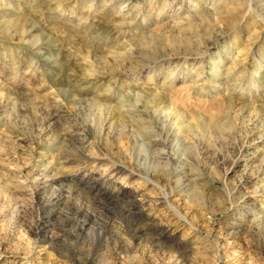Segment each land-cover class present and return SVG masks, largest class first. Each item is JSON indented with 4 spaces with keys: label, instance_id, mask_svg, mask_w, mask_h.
<instances>
[{
    "label": "rangeland",
    "instance_id": "1",
    "mask_svg": "<svg viewBox=\"0 0 264 264\" xmlns=\"http://www.w3.org/2000/svg\"><path fill=\"white\" fill-rule=\"evenodd\" d=\"M0 264H264V0H0Z\"/></svg>",
    "mask_w": 264,
    "mask_h": 264
},
{
    "label": "bare ground",
    "instance_id": "2",
    "mask_svg": "<svg viewBox=\"0 0 264 264\" xmlns=\"http://www.w3.org/2000/svg\"><path fill=\"white\" fill-rule=\"evenodd\" d=\"M164 199L166 200V202L168 203V207H170L176 214H178L179 216H181V217H184L183 215H182V213H180L169 201H167V199H166V194H164ZM164 200V201H165Z\"/></svg>",
    "mask_w": 264,
    "mask_h": 264
}]
</instances>
